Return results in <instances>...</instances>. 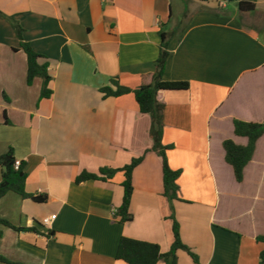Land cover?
<instances>
[{"label":"crops","instance_id":"0c3cea01","mask_svg":"<svg viewBox=\"0 0 264 264\" xmlns=\"http://www.w3.org/2000/svg\"><path fill=\"white\" fill-rule=\"evenodd\" d=\"M196 1V0H192ZM179 31L172 0H0V155L14 149L26 163V189L48 195L43 203L10 191L0 198V254L18 264H128L116 257L121 237L154 242L167 252L175 210L183 242L178 264H261L264 243V135L237 182L223 141L233 120L264 121V0H197ZM240 1L255 2L240 11ZM23 38L47 63L27 82ZM162 32L169 33L164 79L187 81L164 90L163 134L169 164L181 170L180 198L164 195L163 160L148 151L133 174V218L121 223L125 175L77 183L83 171L120 168L149 150L152 117L134 92L104 97L116 78L131 89L157 69ZM2 168L0 166V180ZM56 218L48 226L42 220ZM0 264H6L0 262ZM158 264H166L160 260Z\"/></svg>","mask_w":264,"mask_h":264},{"label":"trees","instance_id":"16d2710c","mask_svg":"<svg viewBox=\"0 0 264 264\" xmlns=\"http://www.w3.org/2000/svg\"><path fill=\"white\" fill-rule=\"evenodd\" d=\"M240 11L248 12L256 9L255 2L240 1L238 3ZM0 15H4L0 11ZM17 33L21 39V47L27 54V82L32 84L36 77L42 78V88L40 98L51 97L53 91L49 84L52 76L49 72L47 63H40V55L32 48L29 42L23 38V29L16 23ZM162 44L160 55L157 60V69L150 75L148 82L144 81L136 88L131 89L128 86L122 85L116 78L111 79V84L100 89L104 97L121 96L130 92H134L136 100L139 104L140 111L148 113L152 117V125L150 135L153 139L152 147L144 154L134 157L132 161L120 168L101 167L99 172L83 171L76 177L77 183H82L90 179L109 180L117 172H123L125 180L123 181L124 197L123 202L116 210V217L121 223L130 221L133 215L130 211L132 196L134 193L133 174L135 168L144 160L148 151H155L162 157L163 160V180H164V195L170 201L181 199L179 192L180 186L178 178L181 175V170L173 169L168 160L167 151L172 148V144H164L163 134L165 129L164 123V103L162 102L161 92L164 90H185L190 88V83L187 81H168L164 79V71L166 61L169 54L167 50L169 33L162 32ZM234 133L238 136L246 137L247 144H237L231 138L223 141L225 149V160L232 167L234 177L237 182H242L244 179V170L248 163L252 160L255 153L258 140L264 135V121H245L235 118L233 120ZM16 156L13 148H10L6 153L0 155V166L2 168V177L0 180V198L8 192L14 191L20 194L23 198H30L35 202L43 203L48 200V195L30 193L26 189L28 172L26 171V163L21 161L19 168H16ZM172 220V229L174 241L167 252H162L159 244L135 238L123 236L120 239L116 257L126 261L128 264H158L160 260H164L166 264H178V251L185 250L199 263L198 255L186 245L181 236L180 223L177 220L175 210H172L170 215ZM0 224L12 227L22 231H37L35 227H18L12 224L9 220L0 217ZM0 230V238L2 237ZM257 240L264 243V234L257 236ZM0 262L6 264H18L0 254ZM260 263L264 264V249L260 253Z\"/></svg>","mask_w":264,"mask_h":264},{"label":"rangeland","instance_id":"374dc122","mask_svg":"<svg viewBox=\"0 0 264 264\" xmlns=\"http://www.w3.org/2000/svg\"><path fill=\"white\" fill-rule=\"evenodd\" d=\"M230 3V8H234L232 0H227ZM199 1L192 0H172L173 4V16L172 22L179 23L176 31L179 32L187 23L189 15L196 9ZM178 220V218H177ZM179 221V220H178ZM193 259V258H192ZM194 261V259H193ZM195 262V261H194ZM197 263V262H196Z\"/></svg>","mask_w":264,"mask_h":264},{"label":"built area","instance_id":"2783aa9c","mask_svg":"<svg viewBox=\"0 0 264 264\" xmlns=\"http://www.w3.org/2000/svg\"><path fill=\"white\" fill-rule=\"evenodd\" d=\"M16 168H19L20 165H21V161L20 160H16ZM57 214H52L51 216L49 217H45L42 222L45 226H48L52 223V221L56 218Z\"/></svg>","mask_w":264,"mask_h":264}]
</instances>
